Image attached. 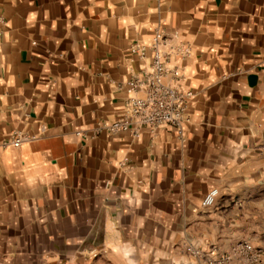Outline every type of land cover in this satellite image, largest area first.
<instances>
[{
  "label": "crops",
  "instance_id": "1",
  "mask_svg": "<svg viewBox=\"0 0 264 264\" xmlns=\"http://www.w3.org/2000/svg\"><path fill=\"white\" fill-rule=\"evenodd\" d=\"M156 28L192 49L173 59L193 92L184 140L107 128ZM17 132L34 138L4 144ZM255 178L264 0H0V264H200L223 239L196 229Z\"/></svg>",
  "mask_w": 264,
  "mask_h": 264
},
{
  "label": "built area",
  "instance_id": "2",
  "mask_svg": "<svg viewBox=\"0 0 264 264\" xmlns=\"http://www.w3.org/2000/svg\"><path fill=\"white\" fill-rule=\"evenodd\" d=\"M177 34L176 31L172 36ZM171 38L163 29L156 28L148 45L138 42L133 44L132 52L142 59H148L149 62L128 81L129 91L137 94L128 97L124 110L108 124L110 132L117 133L130 129L137 135L142 129H147L155 136L160 129L169 126L176 130L180 139H185L186 126L192 120L188 103L193 92L181 85L184 77L183 68L179 64H174L173 59L189 57L192 49L188 44H172ZM33 138L34 136L27 133L17 132L4 144L18 146ZM218 195V188L211 189L202 200V206L204 208L214 206ZM195 254L201 256V264L232 262L237 254L242 264H252L259 258V253L247 241L238 244L233 253L213 250L205 255L197 250Z\"/></svg>",
  "mask_w": 264,
  "mask_h": 264
},
{
  "label": "rangeland",
  "instance_id": "3",
  "mask_svg": "<svg viewBox=\"0 0 264 264\" xmlns=\"http://www.w3.org/2000/svg\"><path fill=\"white\" fill-rule=\"evenodd\" d=\"M248 185V187L253 186L252 192L250 188H246V181H238V184L234 185L237 195L230 197L234 204H225V200L219 203L216 211L220 215V220L214 228H204L206 226L203 225V228L196 229L197 232L202 229L207 230L216 238L223 239L221 244L206 243L203 254L206 255L213 250L233 253L238 244L247 241L259 253L258 260L252 264H264V181L255 178L252 184L249 182ZM226 201H229V198ZM208 208H205V214L213 212L212 206ZM208 222L213 223V220L207 218L206 223ZM237 256L235 255L232 262L223 264H242Z\"/></svg>",
  "mask_w": 264,
  "mask_h": 264
}]
</instances>
